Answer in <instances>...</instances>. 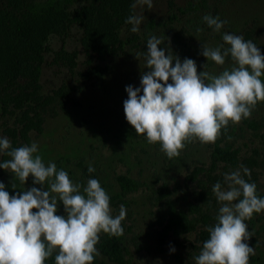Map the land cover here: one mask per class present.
Instances as JSON below:
<instances>
[{
	"label": "rangeland",
	"instance_id": "rangeland-1",
	"mask_svg": "<svg viewBox=\"0 0 264 264\" xmlns=\"http://www.w3.org/2000/svg\"><path fill=\"white\" fill-rule=\"evenodd\" d=\"M21 1L0 0V137H7L13 148L35 142L36 154L45 165L54 162L74 183L86 186L89 179H98L110 197L113 217L119 214L120 205L125 206V264H194L220 207L212 186L218 181L223 184L225 173L248 168L251 180L247 176L245 180L254 182L257 195L261 194L258 197L264 198V102L257 104L250 118L238 125L230 123L226 132L222 129L215 144L189 143L179 157L168 159L159 143L148 144L127 122L125 88L140 87L141 73L148 71L144 57L138 60L135 54L147 51L150 35L163 37L165 43L159 47H170L181 61L193 59L198 73L204 71L205 64V70L214 75L232 67L230 57L218 66L201 55L202 45L215 48L223 44V33L252 40L264 55V0H153L151 10L146 6L135 10L145 16L139 33H132L131 25L125 23L134 0H74L64 11L62 26L55 30L48 27L40 44H25L24 51L10 29L21 15ZM207 14L227 21L220 33L203 22ZM100 21L113 27L103 52L97 47L98 35L91 32V26ZM197 27L203 29L199 34ZM120 40L122 47L114 51ZM37 64L41 72L35 78ZM261 80L264 82V76ZM217 145L237 150L238 163L221 160L214 166L212 155ZM9 159L0 154V163ZM90 164L93 173L88 172ZM120 174L136 178L143 186L124 192L117 180ZM32 181L29 176L23 190L49 188L47 182L41 186ZM0 182L10 195L21 191L12 188V183L19 185V181H13L11 173L2 168ZM173 206L191 218H200L198 211L209 218L200 219L189 231L166 235ZM56 214L65 215L62 202ZM246 223L254 232L246 243L256 253L249 264H264V212ZM104 236L100 234L96 245L100 255L93 264H120L100 250ZM55 255L45 264H55Z\"/></svg>",
	"mask_w": 264,
	"mask_h": 264
},
{
	"label": "clouds",
	"instance_id": "clouds-1",
	"mask_svg": "<svg viewBox=\"0 0 264 264\" xmlns=\"http://www.w3.org/2000/svg\"><path fill=\"white\" fill-rule=\"evenodd\" d=\"M145 6L151 10L153 0L131 4L132 14L125 23L131 25L132 33L141 31L145 19L135 10ZM202 20L217 33L227 23L210 14ZM202 31L196 28L197 34ZM222 40L224 43L215 48L202 45L201 52L218 66L231 58L232 67L218 75L206 71V64L198 73L193 59L181 61L170 47L161 49L165 39L156 35L147 39L146 52L135 54L138 60L144 57L148 71L141 73L140 87L126 86L125 117L148 144L159 143L168 159L179 157L189 143L215 144L222 129L226 132L230 123L238 125L250 118L257 104L264 102V55L258 46L231 33H223ZM36 153L35 142L13 148L7 137H0V154L10 157L0 168L19 181V185L13 182L12 188L21 189L10 195L0 182V264H45L53 253L55 264H93L100 255L96 245L101 233L110 238L124 235L125 206L120 205L119 214L113 217L110 197L98 179H89L86 186L74 183L67 171L58 170L51 161L45 165ZM88 172H95L91 164ZM29 176L33 185L47 182L49 188L23 190ZM245 176L251 180V171L241 166L225 173L223 184L218 181L212 186L220 207L194 264H249L256 254L246 243L254 236L246 221L264 212V198L258 197L257 185ZM61 202L65 215L56 214Z\"/></svg>",
	"mask_w": 264,
	"mask_h": 264
},
{
	"label": "trees",
	"instance_id": "trees-1",
	"mask_svg": "<svg viewBox=\"0 0 264 264\" xmlns=\"http://www.w3.org/2000/svg\"><path fill=\"white\" fill-rule=\"evenodd\" d=\"M73 2L74 0H45L42 2L35 0L21 1L20 8L23 6L20 12L21 15H15L17 18L15 22L10 25V29L17 36L21 44V50L24 51L26 49L24 47L25 44H27V46H31L32 43L40 44L41 39L45 38L46 36L45 33L47 32L48 27H50L52 30H55L62 26L64 21L62 20L64 11ZM112 31L113 27L110 22L108 24L100 21L98 25L93 27L91 26V32L98 35L97 47L101 52H103V50L106 48L107 36L109 32L111 33ZM36 32L38 34L37 38L34 37ZM122 45L123 43L120 40L119 46L115 47L113 50L116 51L118 48H121ZM34 69L36 72L35 78H38L41 72V66L37 64L35 65ZM98 74L101 75L102 71H99ZM131 138L132 139L130 142L133 144L135 140L133 136H131ZM212 156L214 166H216L217 162L221 160L228 161L232 165H236L238 163L237 150L232 149L231 146L217 145ZM196 171H201V169H196ZM117 180L124 192L137 191L143 186L141 181L128 174L118 175ZM159 191H161V189ZM258 196H261V194H258ZM198 213H200V218H191L186 211L178 210L174 206L171 207L169 223L167 226H165L164 233L167 235L170 231H173L177 234L179 232H186L194 229L199 223L200 219L205 221L207 218H209L201 211H198ZM255 215L256 214H254V216ZM123 241V236L119 238H110L107 234H105L99 243V248L104 255L119 262L120 264H125L124 256L126 253V248L123 245Z\"/></svg>",
	"mask_w": 264,
	"mask_h": 264
}]
</instances>
